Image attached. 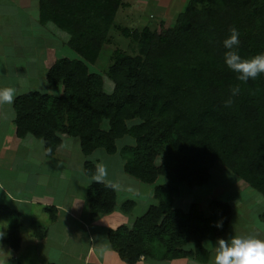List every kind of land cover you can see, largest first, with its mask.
I'll return each mask as SVG.
<instances>
[{"label":"trees","instance_id":"16d2710c","mask_svg":"<svg viewBox=\"0 0 264 264\" xmlns=\"http://www.w3.org/2000/svg\"><path fill=\"white\" fill-rule=\"evenodd\" d=\"M121 1L40 0L41 22L66 31L68 45L85 60L60 57L49 69V86L63 87L59 95L29 91L15 97L17 134L43 138L47 155L56 151L63 134L78 137L85 155L97 148L119 152L127 173L147 183L164 178L155 186L157 204L131 228L109 231L111 246L124 261L204 259L203 239L224 233L233 210L217 199L208 203L209 216L197 202L188 212L176 209L180 187L206 184L212 167L221 162L264 195V74L239 81L225 64L223 46L235 27L242 58L264 52V0H191L176 26L136 31L138 53L115 56L109 68L115 86L108 92L103 76L88 64L108 40ZM236 86L239 94L232 96ZM230 97L233 103L225 107ZM126 136L133 140L120 147L118 141ZM84 167L89 177H97L95 163L86 161ZM87 196L92 218L116 203L114 186L103 181L94 180ZM131 205L128 201L123 208ZM48 210L54 218V208ZM8 212L0 206V216ZM218 218L224 220L219 231ZM210 229L217 232L206 233ZM4 241L20 248L16 225ZM190 241L195 250L184 248Z\"/></svg>","mask_w":264,"mask_h":264},{"label":"crops","instance_id":"0c3cea01","mask_svg":"<svg viewBox=\"0 0 264 264\" xmlns=\"http://www.w3.org/2000/svg\"><path fill=\"white\" fill-rule=\"evenodd\" d=\"M49 23L41 22L40 0H0V90L12 88L15 97L29 91L49 93L50 88L62 92V86L51 87L47 79L56 60L67 57L59 53V37ZM15 118L13 104H0V206L9 211L0 216V225H7L5 234L16 225L21 237L20 248L10 252L20 251V257L32 258L38 264H129L111 246L109 231L120 226L131 228L157 204L155 186L164 178L147 187V182L124 170L119 152L109 154L97 148L85 155L79 138L67 134L56 151L47 155L43 138L32 134L19 137ZM86 161L95 163L97 177L86 174ZM105 167L108 173H102ZM98 178L114 186L116 203L113 210L92 218L87 191ZM192 190L182 185L173 207L181 210L177 201ZM148 200L146 208L142 207ZM128 201L132 205L124 209ZM49 207L54 208V218ZM235 213L224 233L203 239L206 258L193 255L156 260L141 256L135 264H213L220 238L257 235L264 239V218L257 222L243 213L235 219Z\"/></svg>","mask_w":264,"mask_h":264},{"label":"rangeland","instance_id":"374dc122","mask_svg":"<svg viewBox=\"0 0 264 264\" xmlns=\"http://www.w3.org/2000/svg\"><path fill=\"white\" fill-rule=\"evenodd\" d=\"M190 2L191 0L121 1L117 8L113 25L109 31L108 40L102 46L97 60L94 63L88 64L91 72L103 76L106 91L112 92L114 90L115 83L109 74V68L114 62L115 56L123 54L135 55L138 53V45L136 44V40H134V33L136 31H142L145 27L154 31L160 28L165 29L176 26L180 13L187 9ZM49 25L59 37L58 46L60 54L72 59L85 58L75 48L73 49L68 45L69 35L66 31L57 28L52 22ZM125 30L127 31L125 32ZM59 92L55 88H50L49 93L58 95ZM132 140V137L126 136L118 141V145L122 146V144L129 143ZM161 161V157L156 159L158 164ZM105 172L108 173L106 167L102 169V173ZM150 186L151 184L147 183V187ZM246 186H249L247 182L240 179V177L234 174L223 163L217 162L211 169V179L209 182L193 187L192 191H186L187 194H183V197L179 198L181 200L177 201V207L181 208L184 212H188L187 210H189L191 203L197 202L201 205L206 215L209 216L211 214L208 206L209 201L214 198L217 200L221 199L228 202L233 210L236 211L234 215L235 219H239L243 213H248L251 219H255L258 222L261 218H264V195L250 186L244 190L243 188ZM148 202L149 200L147 203L146 201L142 202L141 206L146 208ZM246 209L250 211L246 212ZM223 221V219L218 218L216 225ZM216 225L215 230L220 229ZM4 226L0 225V235L3 234V237L0 238V262L4 264H17L19 261L23 262V264H38L32 258L26 257L24 259L20 257V251L13 250V253L12 251L10 252V245L4 241L7 225L5 224ZM215 232L217 231L210 229L206 233L213 234ZM184 248L187 250H195V242H188L184 245Z\"/></svg>","mask_w":264,"mask_h":264},{"label":"clouds","instance_id":"9594fccd","mask_svg":"<svg viewBox=\"0 0 264 264\" xmlns=\"http://www.w3.org/2000/svg\"><path fill=\"white\" fill-rule=\"evenodd\" d=\"M240 44L239 32L233 27L230 35L224 39L223 46L226 49L224 60L227 67L237 73V79L247 83L264 74V52L250 58H242L238 49ZM240 88L231 89L232 96L239 94ZM16 92L12 88L0 90V104L12 105ZM233 103L231 97L225 101V107ZM102 175V174H101ZM97 181H100L99 178ZM222 228V223L216 225ZM3 234L0 235V238ZM213 264H264V239L257 235H232L229 239L220 238L215 244V256Z\"/></svg>","mask_w":264,"mask_h":264}]
</instances>
